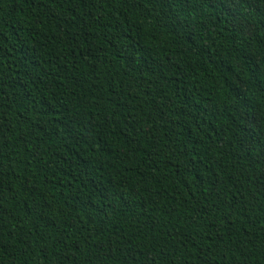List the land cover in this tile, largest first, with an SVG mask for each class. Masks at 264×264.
<instances>
[{
	"label": "trees",
	"instance_id": "obj_1",
	"mask_svg": "<svg viewBox=\"0 0 264 264\" xmlns=\"http://www.w3.org/2000/svg\"><path fill=\"white\" fill-rule=\"evenodd\" d=\"M0 264H264V0H0Z\"/></svg>",
	"mask_w": 264,
	"mask_h": 264
},
{
	"label": "rangeland",
	"instance_id": "obj_2",
	"mask_svg": "<svg viewBox=\"0 0 264 264\" xmlns=\"http://www.w3.org/2000/svg\"><path fill=\"white\" fill-rule=\"evenodd\" d=\"M246 29H248V27L247 26H244Z\"/></svg>",
	"mask_w": 264,
	"mask_h": 264
}]
</instances>
